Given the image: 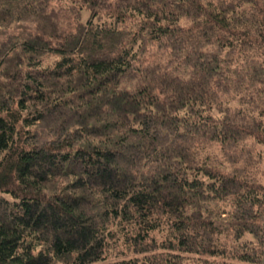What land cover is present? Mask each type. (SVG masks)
I'll list each match as a JSON object with an SVG mask.
<instances>
[{"label":"trees","instance_id":"trees-1","mask_svg":"<svg viewBox=\"0 0 264 264\" xmlns=\"http://www.w3.org/2000/svg\"><path fill=\"white\" fill-rule=\"evenodd\" d=\"M190 257L264 264V0H0V264Z\"/></svg>","mask_w":264,"mask_h":264},{"label":"rangeland","instance_id":"rangeland-1","mask_svg":"<svg viewBox=\"0 0 264 264\" xmlns=\"http://www.w3.org/2000/svg\"><path fill=\"white\" fill-rule=\"evenodd\" d=\"M13 30H17L16 28H14ZM7 196H9V194H6ZM10 197V196H9ZM110 257V256H109ZM198 259V258H197ZM188 264H201L200 260H194L192 257L189 258V260L187 261ZM98 264V263H95Z\"/></svg>","mask_w":264,"mask_h":264}]
</instances>
